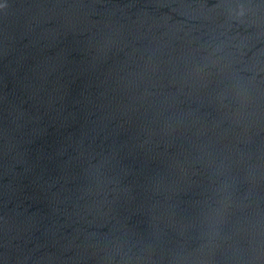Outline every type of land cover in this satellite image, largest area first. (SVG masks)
I'll return each mask as SVG.
<instances>
[{"label":"water","instance_id":"95a60500","mask_svg":"<svg viewBox=\"0 0 264 264\" xmlns=\"http://www.w3.org/2000/svg\"><path fill=\"white\" fill-rule=\"evenodd\" d=\"M0 264H264V0H0Z\"/></svg>","mask_w":264,"mask_h":264}]
</instances>
